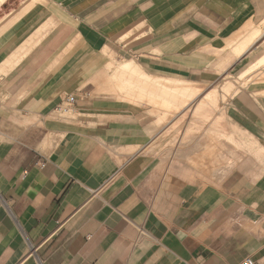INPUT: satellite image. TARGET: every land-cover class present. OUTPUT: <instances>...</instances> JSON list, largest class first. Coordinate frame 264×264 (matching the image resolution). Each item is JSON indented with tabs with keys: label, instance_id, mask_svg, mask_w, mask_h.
<instances>
[{
	"label": "crops",
	"instance_id": "0c3cea01",
	"mask_svg": "<svg viewBox=\"0 0 264 264\" xmlns=\"http://www.w3.org/2000/svg\"><path fill=\"white\" fill-rule=\"evenodd\" d=\"M263 21L0 0V264H264Z\"/></svg>",
	"mask_w": 264,
	"mask_h": 264
},
{
	"label": "built area",
	"instance_id": "2783aa9c",
	"mask_svg": "<svg viewBox=\"0 0 264 264\" xmlns=\"http://www.w3.org/2000/svg\"><path fill=\"white\" fill-rule=\"evenodd\" d=\"M76 102L75 96L69 95L64 97L57 108L54 110L55 117H62L66 113L70 112ZM241 264H254L251 259L244 260Z\"/></svg>",
	"mask_w": 264,
	"mask_h": 264
},
{
	"label": "rangeland",
	"instance_id": "374dc122",
	"mask_svg": "<svg viewBox=\"0 0 264 264\" xmlns=\"http://www.w3.org/2000/svg\"><path fill=\"white\" fill-rule=\"evenodd\" d=\"M262 27H263V29H264V21H263V23H262ZM226 93H229V92L226 91Z\"/></svg>",
	"mask_w": 264,
	"mask_h": 264
},
{
	"label": "bare ground",
	"instance_id": "6f19581e",
	"mask_svg": "<svg viewBox=\"0 0 264 264\" xmlns=\"http://www.w3.org/2000/svg\"><path fill=\"white\" fill-rule=\"evenodd\" d=\"M256 34V32H254ZM258 33V32H257ZM258 35V34H257Z\"/></svg>",
	"mask_w": 264,
	"mask_h": 264
}]
</instances>
